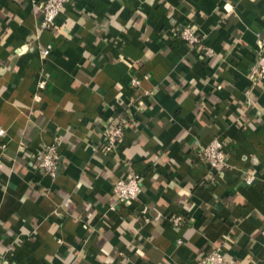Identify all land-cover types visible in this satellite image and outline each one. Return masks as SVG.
<instances>
[{
	"label": "crops",
	"instance_id": "1",
	"mask_svg": "<svg viewBox=\"0 0 264 264\" xmlns=\"http://www.w3.org/2000/svg\"><path fill=\"white\" fill-rule=\"evenodd\" d=\"M43 1L0 0L8 264H195L216 249L264 264V80L248 76L264 45V0H69L49 29ZM188 26L213 57L181 39ZM130 112L118 152L104 153L105 119ZM213 139L230 155L222 175L198 155ZM50 146L55 178L39 168ZM244 171L258 177L250 186ZM130 172L142 194L118 204L113 184Z\"/></svg>",
	"mask_w": 264,
	"mask_h": 264
},
{
	"label": "built area",
	"instance_id": "2",
	"mask_svg": "<svg viewBox=\"0 0 264 264\" xmlns=\"http://www.w3.org/2000/svg\"><path fill=\"white\" fill-rule=\"evenodd\" d=\"M69 0H44L37 5L38 9L43 14V20L41 23L42 29L52 28L55 24L56 18L64 12L65 7ZM181 39L191 49L199 54L201 59H208L215 55L212 48L206 47L200 40L199 36L195 34L191 26L185 27L181 32ZM255 63L251 66L249 71V78L253 83L264 80V45L261 43L258 46ZM51 54V47L40 51L42 59H47ZM47 85V80H41L36 87L34 98L40 102L42 98V92ZM131 86L134 89H139L141 81L139 78H134L131 81ZM149 93H145L147 96ZM136 119L135 112H130V116L127 118H108L105 119L103 124V144L102 150L106 154L118 152L122 140L124 138L125 130ZM4 130L0 129V136L4 135ZM198 155L200 161L209 170L210 174L222 175L229 169V152L225 148L224 144L219 139H213L206 146L198 147ZM60 155L56 146L46 147L43 150L39 158V168L43 174L55 178L59 170ZM258 179L257 175L248 171L243 172V184L245 186L252 185ZM113 194L118 204L130 205L137 201L142 194V177L135 173L130 172L127 175L119 178L113 184ZM142 217L145 223L150 222L148 209L142 210ZM173 226H177L182 222L180 217H172L170 219ZM0 264H8L6 257L0 254ZM195 264H239L236 259L227 256L221 251L216 249L208 255L201 257Z\"/></svg>",
	"mask_w": 264,
	"mask_h": 264
}]
</instances>
